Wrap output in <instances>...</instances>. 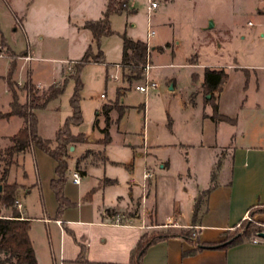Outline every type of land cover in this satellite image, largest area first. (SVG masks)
Listing matches in <instances>:
<instances>
[{
    "label": "rangeland",
    "instance_id": "1",
    "mask_svg": "<svg viewBox=\"0 0 264 264\" xmlns=\"http://www.w3.org/2000/svg\"><path fill=\"white\" fill-rule=\"evenodd\" d=\"M153 1L159 6L149 12L150 0L127 1L130 7L109 16L112 33L102 35L97 42L89 30L83 29V25L85 21L96 18L100 0H0V36L3 35L14 52L31 48L35 54V58L29 62L31 57L27 51L19 54L22 56L17 58L12 73L13 81L18 84L22 81L19 84L22 87L30 74L32 83L39 91L47 90L48 85L53 82L60 81L62 85L65 81L63 92L35 112L38 134L43 139L52 140V147L55 146L57 130L72 114L69 100L75 87L72 75L75 61L82 57L88 45L94 55L99 50L102 51L104 62H87L80 69L82 87L79 91V104L82 123L72 126V131L75 134L84 133L87 144H96L103 138V133L96 126L93 127L95 120L98 119L100 128L106 125L102 107L105 104L122 107L121 111L113 107L110 112V140L105 150L107 156L118 164L107 166L104 174L116 179L117 184L108 187L104 192L105 203H110L114 191H125L131 175L135 179H141L146 159L136 155L132 145H140L143 138L145 143L151 145L169 144L159 154L169 160L170 166L174 169L182 167L192 175L197 171L199 178L202 177L204 157L200 155L201 150L198 148L202 128L201 104L199 103L197 109H186L197 84L196 73H200L201 68L200 65L195 67L190 62L199 60L200 64H207L214 59L233 62L235 56L239 61H245L248 49L264 52V40L256 39L258 34L254 24V8L264 5L262 0ZM207 18L215 22V28L201 30ZM151 29L155 31L154 35H151ZM123 35L141 40L148 38L150 62L153 64L148 79L156 85L146 93L135 89L136 85L145 84L144 73L135 77L129 70H125V78L123 67L116 66L122 59ZM242 35L245 36L244 41L240 39ZM150 42L153 45L172 42L174 47L164 49L157 46L151 57ZM82 48L85 49L83 53ZM10 61L9 57L0 56V112L10 109L9 102L12 97L4 78L9 71ZM129 75L131 80H127ZM170 81L174 84L172 89H169ZM235 90V72H232L222 97L223 109L232 111L234 108L235 111ZM18 94L19 100L24 102L27 92L21 89ZM19 122L18 118H0V150L7 146L8 136L16 132ZM79 150L80 146L76 150L70 146L66 157L65 184L74 195L78 193L77 187L72 184L71 174L74 163L78 160L76 154ZM132 162L134 170L129 171L125 164ZM2 165L3 161L0 163L1 167ZM56 165L57 162L52 157L33 145L29 152L20 155L18 166L11 168L12 179L15 176L18 183L32 188V192L25 199L22 195L20 199L24 209L28 208L29 214L34 218L44 214L42 198L39 196V182L43 186L45 178H55ZM155 170L158 172V169ZM152 179L153 177L144 180L141 198L150 191ZM87 181L88 178L82 179L78 187L79 195L84 196ZM162 186V201L167 206L173 188L164 181ZM0 207L2 209L1 205ZM145 209L149 210L150 206L146 204ZM4 213L5 210L0 211V214ZM129 213L139 216L141 214L139 205H135L134 201L130 208L108 212L113 214L114 219L123 222L130 220ZM149 223L151 221L146 218L145 224ZM247 223L254 225L251 233L255 230L264 231V206L251 208L247 218L227 231L224 239L245 233ZM34 225L37 236L42 235L46 239L44 225L39 222ZM157 229L173 231L178 228ZM152 230L154 228H146L145 231ZM196 235V231L191 229L190 236L193 241L197 240Z\"/></svg>",
    "mask_w": 264,
    "mask_h": 264
},
{
    "label": "crops",
    "instance_id": "2",
    "mask_svg": "<svg viewBox=\"0 0 264 264\" xmlns=\"http://www.w3.org/2000/svg\"><path fill=\"white\" fill-rule=\"evenodd\" d=\"M262 1L264 4V0ZM106 3L107 0H100L95 16L96 20L102 17ZM158 6L157 3L153 8L149 9L148 7V12L157 9ZM254 15V24L258 34L256 39L264 40V5L255 7ZM209 20V18L206 19L201 30L215 28L213 20V26L208 27ZM248 23L253 22L248 21ZM154 34L155 31L152 35ZM240 39L244 41L245 36L242 35ZM143 41L148 44V38ZM149 46L151 57L157 46H162L164 49L174 47L172 42H165L162 45H153L150 42ZM84 50L82 48L81 52L83 53ZM25 51L31 57L28 62L32 61L35 54L31 48L15 53H25ZM248 51L245 61H239L235 56L233 62L222 61V59H214L207 64H200L199 60L190 62L195 67L200 65L201 68V72L196 73L197 84L193 88L190 103L186 107V109H197L199 103L201 104L202 128L198 148L199 151L201 150L200 155L204 157V168L200 178L197 171L192 175L185 172L182 167L180 169L172 168L169 160L159 154L165 146H170L169 144L151 145L145 143L143 138L140 145H132L134 153L146 159V167L142 172L141 179H135L131 175L125 191L123 193L114 191L110 203H105L104 192L108 187L117 184L116 179L115 184L99 187L90 197H87V193L107 177L104 174V169L107 166L116 165L118 162L107 156L106 145L99 142L89 145L85 138L84 141L71 145V149L75 150L77 147H81V150L76 154L77 159L88 149L94 152V154L74 163L73 169H77L81 174L79 184L72 182L77 187L78 194L74 195L66 184L64 186V194L75 205L65 208L62 215L56 217L58 204L50 187L52 176H49L48 180L44 179L43 186L39 182V196L42 198L44 214L34 218L29 214L28 208L24 209V204L20 199L21 195L25 199L26 195L32 192V188L18 183L15 176L13 179L11 178V168L17 167L20 155L29 152L30 149L14 154V162L9 166L6 181L17 182L20 185L16 190L15 198L21 203V208L18 210L21 217L31 219L29 236L37 264H80L76 258L81 246L85 248L87 259L96 264H129L131 249L146 228L186 229L192 227L196 231L198 241L218 242L224 239L227 231L244 219L247 211L259 205L264 206V52L251 51L250 49ZM150 65H153L152 62ZM206 67L223 69L227 73L226 81L219 90L213 93L218 112L235 118L234 123L211 118L213 107L211 102L207 101L210 94H205L202 88ZM232 72H235V88L237 89L235 90V111L234 108L229 111L222 107V97ZM64 77L62 76V78ZM27 79L32 82L30 74ZM19 82L22 83V81ZM52 84L61 85V82H53L50 85ZM168 85L169 89L174 86L172 81ZM113 109L108 112L109 125L111 122L110 112ZM101 110L103 112V107ZM12 118L20 120L16 128L17 132L22 125L20 117L13 115L2 119ZM95 126L101 132L102 128L98 125V119L93 124V127ZM11 135L8 136L7 146L10 144L9 137ZM125 166L129 171L134 170L133 162L126 163ZM155 169H158V172ZM145 171H148L151 175L150 178L153 177V179L147 196L141 198L144 192L143 173ZM87 178V185L85 190L83 189L85 194L84 196H82L83 194L79 195L78 187L82 179ZM163 181L173 188V194L169 198L167 206L164 205L161 196ZM83 190H81L82 193ZM206 190L208 192L202 195L197 221L193 225L195 202L199 195ZM132 201L135 205H139L140 216L129 213L130 220L123 222L114 219L113 214H108L112 210L130 208ZM146 204L150 206L149 210L145 209ZM2 210L6 211L4 214H10V209L4 207L1 209L0 207V211ZM146 218L151 223L145 224ZM35 222L44 225L47 232L46 239L42 235L37 236L33 227ZM253 237L245 238L242 242L226 249L203 248L189 255H185L184 251L190 250L193 245L183 238L172 237L149 246L143 255L142 264H264V242L253 243L251 242Z\"/></svg>",
    "mask_w": 264,
    "mask_h": 264
},
{
    "label": "trees",
    "instance_id": "3",
    "mask_svg": "<svg viewBox=\"0 0 264 264\" xmlns=\"http://www.w3.org/2000/svg\"><path fill=\"white\" fill-rule=\"evenodd\" d=\"M127 1L128 0H107L106 8L102 17L98 20L85 21L83 27L88 29L91 32L93 39L98 42L102 35L112 33L109 21L110 14L121 13L126 10ZM0 54H4L11 59L9 71L4 78L7 80L12 97L9 103V111L0 112V118H9L10 116L15 115L22 119L21 127L16 133L9 137L10 144L0 150V162H4V165L1 167L0 174V205L4 208L10 209V214H0V264H37V259L29 236L31 219L22 218L15 206V193L20 185L16 182L9 183L6 181L9 166L14 162L13 156L15 153L30 149L33 145L38 146L57 162L55 168L56 177L50 181L51 189L58 204L56 217H60L65 208L75 205V203L69 200V198H67L64 194V186L66 182L65 173L67 170L66 157L68 156L69 147L77 142H82L85 139V135L83 133L79 132L75 134L72 131V126H77L82 123V113L79 104V91L82 87V83L79 79V72L85 63H102L104 62V57L102 51L100 50L97 55H94L91 46L88 45L82 57L75 61L73 66L74 72L72 74L75 79V87L69 100L72 114L66 118L63 126L57 130L55 136V146L52 147V140L43 139L38 134L35 111L39 108L45 107L51 99H54L61 94L64 90L65 81L62 85L52 84L45 91H39L38 87H36L30 80H27L22 87H19L18 83L13 81L12 73L16 66L17 58L22 55L16 54L11 49L5 41L3 35L0 36ZM148 62L150 63V52L147 42L140 39L134 40L123 35L122 59L120 63L123 67V77L126 78L127 76L125 70H129L132 76L140 77L143 75L144 66ZM129 76L127 77V80H131V75ZM226 79L227 73L223 69H212L206 67L203 74L202 88L205 94H210L207 101L211 102L213 107V114L211 115V118L213 120L234 123L236 121L235 118L218 112L213 93L221 88ZM21 89L27 92L24 102L19 100L18 91ZM113 107V105L109 104H105L103 106L106 125L101 129L103 138L98 141L103 145H106L110 140L108 130V112ZM116 109L121 111L122 107L119 106ZM90 154H94L93 150H86L78 161L86 158ZM115 183V179L105 177L95 188H92L87 193V197H90V195L97 188ZM206 192H208V190L199 195L195 202L192 218L193 225H195V222L197 221L202 195ZM253 227L254 225L247 223L245 225V233L235 234L233 237H226V239L218 242L193 241L190 236L192 227L186 229L180 228L173 231L163 229L144 231L138 238L135 246L131 249L129 264H142L143 255L148 247L168 238L180 237L186 240L189 244L193 245V248L184 251L185 255H189L203 248L226 249L230 246L236 245L242 242L245 238L256 235V233L260 231L255 230L254 233H251ZM76 261L80 264H96L95 262L87 259L84 246L80 247V252Z\"/></svg>",
    "mask_w": 264,
    "mask_h": 264
},
{
    "label": "built area",
    "instance_id": "4",
    "mask_svg": "<svg viewBox=\"0 0 264 264\" xmlns=\"http://www.w3.org/2000/svg\"><path fill=\"white\" fill-rule=\"evenodd\" d=\"M157 5L156 1H153V0H150V6H149V9L150 8H153ZM151 35L154 33V31H150ZM117 67H120L121 65L120 64H117L116 65ZM152 66L150 65V63L148 62L147 64H145L144 66V76H145V84L144 85H136L135 86V89L140 91V92H144L146 93L151 87H154L156 84L153 82V81H150L148 79V74H149V70ZM19 84H21L19 82ZM18 84V85H19ZM101 97H104V95H101ZM72 182L75 183V184H79L80 183V180H81V174L80 172L77 170V169H74L72 171ZM150 173L148 171H145L143 173V179L146 180L147 178H150ZM15 206L16 208L19 210L21 208V203L16 199L15 200ZM249 211L246 212L245 216H244V219L247 218V214H248ZM117 221H120V219H117ZM251 242L253 243H259V242H264V239L259 237L258 236V232L256 233V235L251 239Z\"/></svg>",
    "mask_w": 264,
    "mask_h": 264
},
{
    "label": "water",
    "instance_id": "5",
    "mask_svg": "<svg viewBox=\"0 0 264 264\" xmlns=\"http://www.w3.org/2000/svg\"><path fill=\"white\" fill-rule=\"evenodd\" d=\"M212 26H213V22L212 20H209L208 27L211 28ZM0 190H1V185H0ZM258 236L264 239V231L258 232Z\"/></svg>",
    "mask_w": 264,
    "mask_h": 264
}]
</instances>
